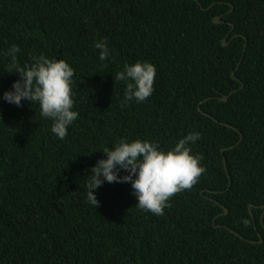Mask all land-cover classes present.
Returning <instances> with one entry per match:
<instances>
[{"label":"trees","instance_id":"1","mask_svg":"<svg viewBox=\"0 0 264 264\" xmlns=\"http://www.w3.org/2000/svg\"><path fill=\"white\" fill-rule=\"evenodd\" d=\"M13 44L19 67L43 54L74 68L79 117L60 140L38 104L0 99V264H264V0H0V96L19 76ZM136 61L156 66L154 91L122 106L115 75ZM191 132L205 172L164 215L130 183L88 203L100 149L168 150Z\"/></svg>","mask_w":264,"mask_h":264},{"label":"clouds","instance_id":"2","mask_svg":"<svg viewBox=\"0 0 264 264\" xmlns=\"http://www.w3.org/2000/svg\"><path fill=\"white\" fill-rule=\"evenodd\" d=\"M98 59L106 61L111 50L106 39L93 42ZM18 45H11L4 55L11 61L19 76L0 96L4 102L20 107L23 101L38 104L40 115L50 119L51 132L60 140L68 135V128L79 117L74 110L73 77L75 70L63 59L46 55L34 56L31 64L17 65ZM156 66L149 61L125 64L115 79L126 81L122 106L135 100L144 102L153 91ZM200 139L199 132H191L180 138L171 148L163 150L150 140L121 139L111 147L100 149L105 156L90 167L86 176L87 201L98 207L95 192L105 182L130 183L136 197V205L156 216L164 215L169 200L176 193L191 189L205 172L202 157L193 154L190 145ZM123 172L124 174H121Z\"/></svg>","mask_w":264,"mask_h":264},{"label":"water","instance_id":"3","mask_svg":"<svg viewBox=\"0 0 264 264\" xmlns=\"http://www.w3.org/2000/svg\"><path fill=\"white\" fill-rule=\"evenodd\" d=\"M219 21V16L217 15V16H214L213 18H212V22L213 23H217ZM231 28H232V24H231ZM230 28V29H231ZM221 43L223 44V45H225L226 44V42H225V39L223 38V40L221 41ZM231 76H233V72L231 73ZM232 92V91H231ZM230 92V93H231ZM227 98V96L226 95H222L221 97H219V100H225ZM250 204L248 205V208H250ZM263 208H264V206H263ZM224 211L226 212V210L224 209ZM259 241H261V239L259 240Z\"/></svg>","mask_w":264,"mask_h":264},{"label":"bare ground","instance_id":"4","mask_svg":"<svg viewBox=\"0 0 264 264\" xmlns=\"http://www.w3.org/2000/svg\"><path fill=\"white\" fill-rule=\"evenodd\" d=\"M218 22H219V21H218ZM218 22H217V23H218Z\"/></svg>","mask_w":264,"mask_h":264}]
</instances>
